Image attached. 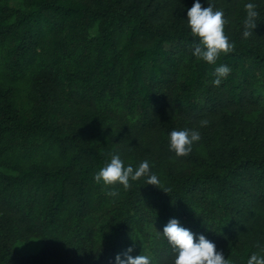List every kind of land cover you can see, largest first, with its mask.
<instances>
[{"label": "trees", "instance_id": "16d2710c", "mask_svg": "<svg viewBox=\"0 0 264 264\" xmlns=\"http://www.w3.org/2000/svg\"><path fill=\"white\" fill-rule=\"evenodd\" d=\"M211 2L234 46L216 65L192 54L194 0H0V264H113L130 246L173 264L171 218L230 264L264 245V0L249 38V0ZM185 128L202 139L178 157ZM114 153L160 183L107 196L94 175Z\"/></svg>", "mask_w": 264, "mask_h": 264}, {"label": "clouds", "instance_id": "9594fccd", "mask_svg": "<svg viewBox=\"0 0 264 264\" xmlns=\"http://www.w3.org/2000/svg\"><path fill=\"white\" fill-rule=\"evenodd\" d=\"M207 7H203L200 0H194L193 5L187 10V24L193 38H198L193 47V56L202 59L211 65L221 54H228L234 50L233 43L225 33V25L228 23L222 9L215 8L211 0H206ZM246 15L243 19L242 36L249 38L257 27V19L260 16L257 4L249 0L245 4ZM231 72L230 66L219 64L215 67L216 78L212 83L220 86L222 80ZM207 119L200 121V126H207ZM201 132L198 129L172 130L169 133V149L178 157H187L193 150L194 144L201 141ZM146 178V184L158 185V176L151 171L148 160L142 161L137 167L124 163L119 153L111 156L110 162L101 167L94 175V180L104 185L112 186L107 191L109 197L118 198L119 186L124 189L130 187V181ZM166 192V191H165ZM160 232V231H159ZM167 239L173 251L176 253L173 264H230L222 250H217L216 244L202 233H194L183 227L179 220L171 218L160 232ZM258 251L252 252L247 258L246 264H264V245L257 244ZM134 248L128 247L123 253H117L113 264H152L148 255L141 252L133 256Z\"/></svg>", "mask_w": 264, "mask_h": 264}, {"label": "rangeland", "instance_id": "374dc122", "mask_svg": "<svg viewBox=\"0 0 264 264\" xmlns=\"http://www.w3.org/2000/svg\"><path fill=\"white\" fill-rule=\"evenodd\" d=\"M97 32H98V27L96 26L93 29H91L90 35L92 37H94V36L97 35ZM22 247H23V250L28 252V253H35V252H37L38 250L41 249V245L37 241L24 243V244H22Z\"/></svg>", "mask_w": 264, "mask_h": 264}]
</instances>
